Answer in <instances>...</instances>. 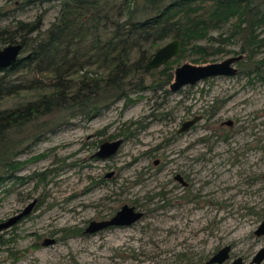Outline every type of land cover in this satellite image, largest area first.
Wrapping results in <instances>:
<instances>
[{"label":"rangeland","instance_id":"1","mask_svg":"<svg viewBox=\"0 0 264 264\" xmlns=\"http://www.w3.org/2000/svg\"><path fill=\"white\" fill-rule=\"evenodd\" d=\"M0 7L15 6L0 0ZM42 8L45 29L59 14L57 2L8 13L0 25L14 17L32 20ZM227 49L237 51L238 44ZM230 56L240 54L211 56L210 62ZM185 62L193 63L186 58L179 64ZM36 94L32 89L5 95L0 110ZM134 98L136 102L125 109L119 101L91 119L77 117L60 127L45 126L44 138L36 142L32 138L40 134V120L24 127L18 136L24 138L19 157L24 164L0 185V224L31 202L35 205L24 220L0 233V264H171L180 255L190 260L184 264H202L197 257L228 244L232 256L245 257L264 246V236L253 235L264 220V65L261 76L250 82L237 72L169 94L146 90ZM221 99L225 101L215 116L203 117L181 137L173 136L182 121L203 114ZM155 103L163 105L156 110ZM159 111L168 116L153 119L134 135H121L128 122ZM227 120L233 125H226ZM223 135L228 139L220 138ZM116 138L123 141L115 156L105 161L93 158L102 142ZM184 170L191 171L187 176L192 194L200 197L196 202L174 201L166 208L163 199H150L174 189V172ZM110 172L113 176L105 177ZM125 205L144 216L129 227L83 235L90 222L114 215ZM68 230L82 234L65 235ZM45 240L54 243L43 245Z\"/></svg>","mask_w":264,"mask_h":264},{"label":"trees","instance_id":"2","mask_svg":"<svg viewBox=\"0 0 264 264\" xmlns=\"http://www.w3.org/2000/svg\"><path fill=\"white\" fill-rule=\"evenodd\" d=\"M6 1L15 7H0V21L31 5L41 8L57 2L60 9L45 29L43 8L32 20L14 17L0 25V48L21 45L17 61L0 70V98L37 91L34 99L0 110V185L23 166L19 157L24 138L18 136L34 121L40 120L43 127L32 142L44 138L45 126L60 127L77 117L91 119L119 101L125 109L136 102L134 95L146 90L169 94L174 68L186 58L206 64L211 56L240 54L237 71L249 82L261 76L264 65V56H259L264 52V0ZM171 39L180 41L179 55L148 69L154 51ZM231 43L238 44L237 51L227 49ZM224 101H213L203 111L205 117L212 118ZM162 105L155 103L154 108ZM167 116L162 111L148 113L128 122L121 135H134L153 119ZM80 234L81 230L65 233Z\"/></svg>","mask_w":264,"mask_h":264},{"label":"water","instance_id":"3","mask_svg":"<svg viewBox=\"0 0 264 264\" xmlns=\"http://www.w3.org/2000/svg\"><path fill=\"white\" fill-rule=\"evenodd\" d=\"M21 45L18 43H9L0 48V70L13 65L20 56ZM181 50L180 41L178 39H171L166 43L159 46L153 53L152 57L148 60L146 67L148 69L162 66L166 61L179 55ZM241 56V55H240ZM240 56H230L219 62H209L206 64H193L182 63L174 68L173 80L169 85L171 92H177L180 89L196 84L207 78L216 76H233L237 73L235 64ZM201 118V115H194L192 118L184 121L178 132L187 130L197 120ZM230 123V121L228 122ZM122 139L116 138L110 141H104L99 146L97 151L93 154V158L97 160L105 161L115 156L118 151ZM109 176V175H108ZM35 201L28 204L22 211L15 216L9 218L7 221L0 224V233L4 230L10 229L23 218L29 215L34 208ZM143 214L134 209V207L123 206L118 210L113 217L106 221H92L84 229V234H95L101 232L108 227H129L135 224L142 218ZM256 236L264 235V221L254 231ZM54 240H45L43 245L53 244ZM230 247L226 246L219 251L207 264H222L229 252ZM264 261V247L257 251L252 263L260 264ZM231 264H242L240 259L235 260Z\"/></svg>","mask_w":264,"mask_h":264},{"label":"flooded vegetation","instance_id":"4","mask_svg":"<svg viewBox=\"0 0 264 264\" xmlns=\"http://www.w3.org/2000/svg\"><path fill=\"white\" fill-rule=\"evenodd\" d=\"M235 66H236V68H237V63L235 64ZM238 72V71H237ZM198 115H201V118L199 119V120H201L203 117H205V115L204 114H198ZM215 116V115H214ZM193 117V116H192ZM191 117V118H192ZM206 118V117H205ZM188 119H190V118H188ZM188 119H185L184 121H186V120H188ZM207 119V118H206ZM199 120H197L193 125H191L187 130H185V131H182V132H178V129L181 127V125H182V123L184 122V121H182L181 123H180V125H179V127L176 129V132L174 133V135L173 136H180L181 137V135H185V133L186 132H188L190 129H192L194 126H196L197 125V122L199 121ZM230 121V123H228ZM224 123H226V125H228V126H232L233 125V121H231V120H227V121H225ZM223 124V123H222ZM220 138H222L223 140H226V139H228V135H223V136H220ZM123 141V140H122ZM186 152V150H183V153H185ZM158 164V161H155L154 162V165H157ZM188 168H191V166H185L184 167V169H188ZM175 174L173 175V177H172V183L174 184L173 186L175 187L174 189H170V190H168V191H166V192H160V193H158V194H156V195H154V196H152L150 199H154L155 197H159V198H161V199H163V201H164V204H163V206L162 207H166V208H170V207H172V205L174 204V201L175 202H177V203H194V202H196L200 197L199 196H197L196 194H192V190H191V188H192V186H190V182H189V177L187 176L188 174H190L191 173V171H189V172H186V170H184L183 172L181 171V172H178V173H176V172H174ZM113 172H110L107 176H105V177H107V178H110V177H112L113 176ZM174 181V182H173ZM176 185V186H175ZM176 191H178V196H175V192ZM167 197H173L174 199L173 200H171L170 202H168V198ZM131 207H133V206H131ZM134 209L136 210V211H138V212H141L142 214H143V216H144V213L142 212V211H139V210H137V208L136 207H134ZM114 215H103V216H101L100 217V219L98 220V221H106V220H109L111 217H113ZM142 216V217H143ZM25 218H23L22 220H24ZM21 220V221H22ZM264 221V220H263ZM88 226V225H87ZM119 228H123V227H114V226H112V227H108L107 229H105V230H111V229H114V230H116V229H119ZM84 231V230H83ZM84 234V233H83ZM84 235H88V234H84ZM89 235H92V234H89ZM253 235L255 236V237H261V236H264V235H261V236H256L255 234H254V232H253ZM226 246H229L230 247V249H229V252H228V254H227V258H226V260L222 263V264H231V263H233L235 260H237V259H240L241 260V262H242V264H255V263H252V261H253V258H254V256H255V254L257 253V251L258 250H260L261 248H263V247H261V248H259L256 252H254V253H252L250 256H248V257H245V256H243V255H241V254H239V255H237V256H232V250H233V247H232V245H230V244H228V245H225V246H223V247H220V248H215V250L211 253V255H205V256H199V257H197L196 258V260H199L200 261V263H201V261H202V264H207V262L209 261V260H211L214 256H216L218 253H219V251L221 250V249H223L224 247H226ZM182 258H181V260L180 261H175V262H173V263H171V264H184L185 262H187L188 261V263H190V260L187 258V257H185V255H180ZM249 259V260H248ZM246 260H248V261H246ZM213 264H217V263H213ZM260 264H264V261H262Z\"/></svg>","mask_w":264,"mask_h":264}]
</instances>
